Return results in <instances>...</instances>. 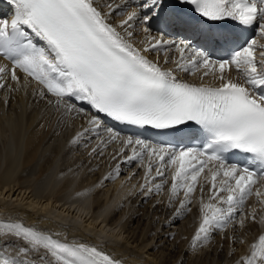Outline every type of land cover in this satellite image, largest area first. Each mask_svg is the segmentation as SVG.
<instances>
[{"label": "snow or ice", "instance_id": "6c2138e0", "mask_svg": "<svg viewBox=\"0 0 264 264\" xmlns=\"http://www.w3.org/2000/svg\"><path fill=\"white\" fill-rule=\"evenodd\" d=\"M8 3L11 18L0 17V57L11 67L0 65V88L6 86L9 75L20 83L17 73H22L26 85L38 86L41 99L55 98L49 103L62 118L87 117V126L73 143L99 135L103 127L108 140L101 144L119 140L118 155L132 150L127 162H142L146 153L149 162L142 191L153 170L160 178L171 170V199L183 191L180 208L185 209L199 187L202 221L193 247L240 214L249 196L254 194L264 203V191L257 187L264 185V94L260 92L264 89V45L258 48L255 39L242 42L240 35L255 27L264 37V0H138L134 6L113 5L111 0ZM126 7L132 10L114 26L110 18ZM137 27L146 37L139 47L132 42ZM170 35L183 38L168 39ZM169 49L180 55L175 71L194 74L203 69V77L214 75L219 86L180 80L173 69L149 58L150 53ZM217 50L228 53V58L213 59ZM233 67L243 83L226 79V70ZM101 114L119 125L165 132L192 124L206 143L198 148L151 146L139 137H121L104 126ZM97 150L93 148L92 154ZM233 152L243 158L229 164L225 154ZM162 188L156 185L155 191ZM206 188L210 192L207 203L203 201ZM239 223L243 226L244 219ZM0 228L26 242L19 249L24 256L42 248L44 255L39 259L50 255L56 264H120L95 246L61 242L19 223L0 224ZM0 264L34 261L5 258ZM242 264H264V235L251 245V255Z\"/></svg>", "mask_w": 264, "mask_h": 264}, {"label": "bare ground", "instance_id": "6f19581e", "mask_svg": "<svg viewBox=\"0 0 264 264\" xmlns=\"http://www.w3.org/2000/svg\"><path fill=\"white\" fill-rule=\"evenodd\" d=\"M111 2L112 4L115 3L113 5L129 3L134 6L135 3H138V0H111ZM174 2L175 0H173V3ZM127 8L128 7L123 8L122 11H117L115 15L110 18V22L113 23L114 26L120 23V20L124 15V18L126 17L127 13H125V11ZM103 11L107 12L108 9L104 8ZM4 15L5 13L2 12L0 17H4ZM8 18L10 19L11 17L8 16ZM135 31L136 35L133 40L134 44L136 43V46L139 47L141 46L140 42L146 37L139 27H137ZM256 33L255 40L257 41V47L259 48L260 45H264V37L260 36L258 28H256ZM162 52L164 53L165 51ZM171 52L170 49L168 54L172 55ZM176 54L179 55L178 53ZM163 55L164 54H161L160 51H157L150 53L149 58L163 63L165 60ZM258 56L257 53V57ZM0 65H7L9 68L11 67L9 61H5L1 58ZM164 66L171 68L174 67L175 64L170 66L168 63ZM203 71V69H200L199 71H195L194 74L175 71V74L177 73L186 79L189 77L195 78L197 76V80L199 81L220 83V81L212 74L206 78L203 77ZM17 74L21 76L20 83L13 82L9 75L5 77L6 86L0 88V221H4L0 222V224L19 223L26 228H31L43 234H51L61 242L84 243L89 246H95L99 250L119 260L121 264H181V261L183 264H211V262L215 264L242 263L240 258L246 257L251 245L254 244V241L258 240L259 236L264 232L263 229L260 230L259 223L257 222L264 214V204L258 202L257 197L254 194L252 195L253 198H251V206L253 208L248 209L245 200L243 208L240 210V214H237L226 225L227 228L220 229L223 231L222 241L219 238V235L214 233L213 230V233L210 234L207 241L201 240L197 242L195 247H193L194 237L191 239L193 233H191V231L195 229L189 231V228L190 225H192L191 223L193 219H197V221L200 220L199 205L192 206L193 208L191 207V211L189 210V207L181 209L180 203L185 199L183 191H181L173 200L175 202H172V181H166L164 177L160 178L153 175L152 173L154 171L151 173L153 176L151 175L147 178H151L150 181L153 182L150 188L153 189L154 196H156L158 192L160 193V191H155L156 185L162 184L164 197H162L161 194L159 198L156 199L154 196L151 197L149 192H145V188L143 191L140 189L141 191L138 190L139 192L137 194L130 196L131 203L127 213L125 212L124 207L123 210L111 213L115 207L113 205L114 202L113 204L107 202L105 204H103L104 202L100 204V201L98 200H96L95 205L92 206V211L89 209H86V211L79 210V208L71 207L70 201L68 200V203L66 198L68 197L67 195H69V192H71L70 186L75 184L77 174H79L76 169V172H73L69 177L64 179V185L61 186L63 187V191L61 190L63 193L60 192L58 195L54 194V190H56L61 184L60 181L63 179L62 174L59 175L62 177L61 179L55 174L52 177V181H43L45 184L42 183V186H40V188L43 187V190L39 191L38 186L40 183H37L36 185V180L35 182H31L33 179H30V175L32 172L38 170L35 169L37 166L39 167L38 172L42 173L43 171L51 170L52 164L56 165V163L53 162V159L55 158L56 160L58 152L60 153L64 146V141H58L61 131L65 126L70 124H73L71 129L75 125L76 130L81 131L83 127L87 126V117L62 118L61 112L57 111L54 104L49 103L50 99L54 100L55 98L46 96L44 99H41L36 91L38 86H36L34 82L30 85H26L23 74L19 72ZM227 78H231L238 83L244 82L243 77L240 73L236 72L234 67L232 71L231 69H229L228 72L226 70V79ZM29 107H32L30 111L28 110ZM102 120L104 126L109 127V124H105L103 118ZM67 121L71 123L67 124ZM71 129L70 131L72 132L73 129ZM103 129V127L100 129L99 135L92 134L91 137L95 138V142L92 140V144L88 145V149H83L81 146L82 142L80 141L77 143L70 141V143L68 142V145L66 143L67 147L64 150V154H61L68 157L74 150H76L77 154H72L70 157L73 158L76 156L75 159H72L71 167L78 163L77 168L79 171L83 169L85 178H93L91 184L102 178L104 176L103 173L107 171L106 167L102 169L101 166L103 165H101V160H104L105 163V158L108 156V152L101 155L99 153L100 150L98 149L95 154L91 155L92 150L91 152L89 151L94 144L97 145V147L95 146L96 148H100L99 146L102 145L101 140L106 141V139H108V133ZM113 129L118 131L121 137H126V135L122 134L119 130H116L114 127ZM66 131L67 130H65V132ZM60 139L63 140L66 139V137L62 136ZM46 141L56 143V146H54L56 148H53L54 150L56 149L57 153L55 154V157L53 154V156H51L52 158L48 160L46 164H44L45 162L41 164L40 158L43 156V152L51 148L49 143H45ZM118 143H120L119 140ZM4 152H6V154L3 155ZM125 154H128L127 150ZM109 156L107 157V163L110 164V172L108 171L109 174L106 176V181L115 178L113 175L117 174V169L118 174L120 173L119 175H121L123 170H125L126 164L133 166L132 162L129 163L127 160L119 162L118 158H115V161H113L110 160ZM118 156L119 155L116 157ZM64 160L66 159L64 158ZM62 164H64V162ZM140 164H142V162ZM41 166L43 167L41 168ZM66 167H59L58 169L65 172ZM20 168H24L23 171L27 172L24 173L22 171L23 173H20ZM131 168L133 170L134 167ZM139 168L140 166L138 167V170ZM54 172H56V170ZM141 173H143L142 167ZM42 177L41 180L43 179ZM116 177L118 178V176ZM145 179L146 175H143L142 180ZM141 181H139L138 184ZM201 182H203V180ZM91 184L89 185L91 187L92 185H95ZM117 184L118 182H116V185ZM260 186L261 185L259 184L257 185L259 188ZM73 188L74 187H72V189ZM261 189L264 191V185H262ZM86 190L87 189L79 188V191L75 192L74 195L71 193L73 195L70 197L71 202L79 203L82 201L85 203L90 197L89 195L88 197L86 196ZM98 194L96 196H98ZM123 194L124 189H120L116 198L118 199ZM209 195L210 192L206 188L203 197L207 199ZM198 197H201L199 187L192 196L191 203L192 201L195 203V199ZM249 203H251V201ZM80 207L85 209L87 206ZM178 210L179 215H177ZM125 213L127 216L123 223H121L120 221H122L121 219ZM253 214L255 216L254 220ZM243 218L244 224L247 223V226H241L240 223V226L238 225V222ZM229 224H231V227H229ZM248 228L251 231L250 235L246 236L248 234L245 233L244 229ZM0 231H2L0 237L4 241L3 243L1 241L0 247L4 243L12 240L15 244L17 242H19L17 244L21 243L20 238H17L13 234L11 235L6 228ZM7 232L9 234H6ZM8 236L11 237L10 240H8ZM230 236L231 238L236 236V240L239 243L237 244L236 241H231ZM229 239L231 241L230 245ZM2 253L5 254L3 255ZM2 253L0 252V262L5 258H17L21 260L18 256L14 257L6 251H2Z\"/></svg>", "mask_w": 264, "mask_h": 264}, {"label": "rangeland", "instance_id": "374dc122", "mask_svg": "<svg viewBox=\"0 0 264 264\" xmlns=\"http://www.w3.org/2000/svg\"><path fill=\"white\" fill-rule=\"evenodd\" d=\"M113 4H115V3H113ZM130 8V9H129ZM132 10V8L131 7H128L127 9H126V11H125V13H127L128 11H131ZM125 16V15H124ZM124 16H123V18H124ZM121 17V16H120ZM257 59H259V56L257 57ZM165 65V64H164ZM32 107H33V105H32ZM32 107H29V111L31 110V108ZM39 117V116H38ZM72 121V120H71ZM68 122V121H67ZM66 123V122H65ZM71 122H68L67 124H70ZM72 125L73 124H70V125H67V126H65V128L61 131V133H60V136H59V140L58 141H64L63 143H64V146H63V149L61 150V152L59 153L58 152V156H57V158H56V160H55V158L53 159V162L54 163H56V165H58V166H56L55 164H52V171L51 170H48V171H43L42 173H39L38 172V170H39V167L37 166L35 169H38V170H36V172H32V174L30 175V179H33L31 182H35V180H36V185H37V183L39 184L40 183V185L38 186L39 188H40V186H42V183H44V182H46V180H50V181H52V177L56 174L57 176H59V175H61L62 174V177H63V179L60 181V185H59V187L56 189V190H54V194H56V195H58V194H60V192H62L63 191V187H61V186H63L64 185V179L66 178V177H69L73 172H76L77 171V173L79 172V174H77V177H76V181H75V184H73L72 186H70L71 188V192H69V195L72 193L73 195L75 194V192H77V191H79V188L80 189H87L86 190V196L88 197V195L90 196L88 199H87V204H86V202L85 203H83L82 201H80L79 203L78 202H71V200H70V197L71 196H73L72 194L69 196V195H67L68 197L66 198V200H67V202H68V200L70 201V206L71 207H75V208H79V210L81 209V210H85L86 211V209H89V210H91L92 211V206L93 205H95V202H96V200H98V201H100V204L101 203H103V204H105L106 202L107 203H109V204H113V202H114V209H113V212H111V213H114L115 211H120V210H123V207L125 208L124 210H125V212L127 213L128 211L127 210H129L128 208H129V205H130V203H131V199H130V196H134L135 194H137L139 191L138 190H140V189H142L143 188V186L146 184V179L145 180H142V177H143V175H146V172H147V170H145L143 173H141V167H142V171H143V169L144 168H146L147 167V165H146V159L148 158H143V161H142V164H140L141 163V161H133V166H130V164H126V166H125V170H123V172L121 173V175H119V174H116V175H113V177L115 176V178H113V180H110V181H106V176H108V174H109V172H110V164H108L107 163V157L109 156L110 157V160H113V161H115V159L113 158V156H115V158H118L119 159V162H123L124 160H126V158L128 157V156H131L132 155V153H131V149H127V155L124 153V155H119L118 157H116L117 155H118V152H119V148H120V143H118V140L115 142V143H107V144H102L101 146H99L100 148H97V149H99L100 150V152L99 153H107L108 152V156H106V161H105V163H104V160H101V165H103V166H101L102 167V169H104L105 167H106V170L107 171H103L102 173L104 174V176L102 177V178H100V179H98L97 181H94L95 183H92V184H95V185H92L91 184V182H92V177L90 178V177H88V178H85V173H84V171H83V169H81L80 171H79V169L77 168V166H78V163L76 164V165H73L72 167H71V163H72V159H75L76 158V156H74L73 158H70L71 156H72V154H77V151L76 150H74L68 157H66L65 155H61V154H64V150H65V148L67 147L66 146V143H67V145L70 143V141H74V138H76V134L78 133V132H80V131H77L76 130V128H75V125H74V127L72 128L73 129V131L71 132L70 131V129H71V127H72ZM67 127V128H66ZM69 127H70V129H69ZM71 129V130H72ZM65 130H67L66 132H65ZM104 130V129H103ZM52 132V131H51ZM76 133V134H75ZM61 134H62V136L63 137H66V139H60V137H62L61 136ZM71 137H70V136ZM74 136V137H73ZM92 136V134H90L89 136H85L83 139H81L80 140V142H82V144H81V146H82V148L83 149H88V145H91L92 144V140H93V142H95V138H93V137H91ZM88 138V139H87ZM68 139V140H67ZM87 139V140H86ZM83 140V141H82ZM108 139H106V141H107ZM88 141V142H87ZM69 142V143H68ZM0 143H1V141H0ZM45 143H49V146L51 147V148H49L48 150H46L45 152H43V156L40 158V161H41V164H43V162H45L44 164H46V162L48 161V160H50L52 157L51 156H53V154H54V157H55V154L57 153V151H56V149L54 150V148H56V147H54V146H56V143L54 142H45ZM51 143V144H50ZM44 144V143H43ZM84 146H85V148H84ZM97 147V145H93V147L89 150L90 152H91V150L93 149V148H96ZM54 147V148H53ZM104 147V148H103ZM53 149V150H52ZM130 151V152H129ZM115 152V153H114ZM4 154H6V152H4L3 153V155ZM113 154V155H112ZM91 155H92V153H91ZM45 156V157H44ZM61 156V157H60ZM66 159V160H64V158ZM44 158V159H43ZM68 158V159H67ZM45 159H47V160H45ZM71 159V160H70ZM45 160V161H44ZM61 160V161H60ZM68 160V161H67ZM147 160H149V158L147 159ZM64 162V164H62V163ZM66 162V163H65ZM104 163V164H103ZM61 164V165H60ZM60 165V166H59ZM134 165H136V166H134ZM44 166V165H43ZM43 166H41V168L43 167ZM67 166V167H66ZM140 166V168H139V170H138V167ZM59 167H66L65 168V172L64 171H60L58 168ZM68 167H70V168H68ZM131 167H134L133 168V170H132V168ZM54 168H55V170H56V172H54L55 170H54ZM67 168H68V170H67ZM108 168V169H107ZM22 169V170H21ZM58 169V170H57ZM75 169H76V171H75ZM101 169V170H102ZM24 170V168H20L19 169V172L20 173H25V172H27V171H23ZM74 170V171H73ZM23 171V172H22ZM61 173H60V172ZM109 171V172H108ZM51 172V173H50ZM63 172V173H62ZM153 175H155L156 174V172L154 171L153 173H152ZM151 174V175H152ZM34 175V176H33ZM47 175V176H46ZM52 175V176H51ZM123 175V176H122ZM152 175V176H153ZM43 178L42 180H41V177ZM48 176H50V177H48ZM116 176H118V178L116 177ZM34 177V178H33ZM36 177H37V179H36ZM62 177H58V178H62ZM164 178L166 179V181H169V179L171 178V170H168V171H166V174H165V176H164ZM104 179V180H103ZM150 179L151 178H149V179H147L148 180V184H147V188H145L146 190H145V192H147L148 193V189L152 186V184H153V182L152 181H150ZM103 180V181H102ZM142 180V181H141ZM44 181V182H43ZM99 181V182H98ZM139 181H141L139 184H138V182ZM116 182H118V184L116 185ZM89 183V184H88ZM45 184V183H44ZM92 185V187L91 186H89V185ZM85 185V186H84ZM83 186V187H82ZM72 187H74L73 189H72ZM82 187V188H81ZM88 187V188H87ZM170 187V186H169ZM38 188V190L39 191H41V190H43V187H41L40 189ZM107 188H108V191H107ZM77 189V190H76ZM120 189H124V194L121 196V197H119L118 199L116 198L117 197V195H118V193H119V191H120ZM133 189V190H132ZM151 189V188H150ZM62 190V191H61ZM105 191V192H104ZM106 191H107V194H106ZM141 191V190H140ZM66 192H67V190H66ZM100 194H98V193ZM63 193V192H62ZM61 193V194H62ZM98 194V196H96ZM127 194V195H126ZM162 194V195H161ZM95 195V196H94ZM149 195L151 196V197H153L154 196V191L153 192H151V194L149 193ZM162 196V197H164V192H163V190H160V193L158 192L157 193V195L156 196H154V198H159V196ZM92 196H94V197H92ZM109 197H110V199H109ZM168 197H169V195H168ZM250 197V199H246V204H247V207H248V209H252L253 207L251 206V204H252V200H251V198H253L252 196H249ZM95 198H97V199H95ZM128 198H129V200H128ZM101 199V200H100ZM111 199H114V200H111ZM117 199V200H116ZM166 199H168V198H166ZM108 200V201H107ZM128 200V201H127ZM161 201V200H160ZM203 201L205 202V203H207V202H209L208 201V198L207 199H205L204 197H203ZM251 201V203H249ZM91 202H92V204H91ZM94 202V203H93ZM110 202H112V203H110ZM172 202H175V201H173V199H172ZM69 203V202H68ZM76 204V205H75ZM200 204H201V197H198V198H196L195 199V203L192 201V203L188 206L189 207V210L191 209V207L193 206H195V205H199V217H200V220L199 221H197V219H193L192 220V225H190V228H189V231H191L192 229H195V230H192L191 231V233H192V238L191 239H193V237H195V234H196V232H197V230H198V228H199V225H200V223H201V221H202V213L200 212ZM73 205V206H72ZM78 206V207H77ZM80 206H83V207H85V206H87V207H85V209H82ZM91 206V207H90ZM192 207V208H193ZM113 208V207H112ZM121 208V209H120ZM118 209V210H117ZM89 210H87V211H89ZM191 211V210H190ZM189 211V212H190ZM124 214V216L122 217V221H120L121 223H123V221L125 220V218H126V216H127V214ZM254 215V214H253ZM247 217H248V215H247ZM246 217V218H247ZM244 219V218H243ZM197 221V222H196ZM0 222H4V221H0ZM8 222H10V221H8ZM258 223H259V228H260V230L261 229H263L264 230V214H263V216L261 217V219H259L258 221H257ZM247 224V223H246ZM246 224H244V225H246ZM231 224H229V227H231L230 226ZM238 225H239V222H238ZM240 226V225H239ZM247 226V225H246ZM118 228V227H117ZM225 228H227L226 226L224 227V229ZM3 229H5V228H0V230H3ZM8 231V230H7ZM244 231H245V233L246 234H248V235H246V236H249L250 235V231L251 230H249V228L248 229H244ZM2 231H0V233H1ZM214 233H217V235H219V238L221 239V241H222V238H223V231L222 230H214L213 231ZM213 232H211V233H213ZM249 232V233H248ZM115 233V232H114ZM4 234V233H3ZM6 234H9L8 232L6 233ZM11 235H12V233H10ZM194 234V235H193ZM14 235V234H13ZM261 235H264V232L261 234ZM8 240H10L11 239V237H9L8 236ZM230 239H231V241H236V243L238 244L239 242L236 240V236H234L233 238H231V236H230ZM230 239H229V245H230V243H231V241H230ZM1 241H2V243L4 242L3 241V239L0 237V244H1ZM20 241H21V243L20 244H17V243H19V242H17L16 244L14 243V241L12 240V241H9V242H6V243H4L3 245H1V247H0V252L2 253V251H6V252H8V253H10L12 256H14V257H19L21 260H25V259H28V260H32V261H34V264H56V262H55V260H54V258L53 257H51L50 255L47 257V259H45V260H41V259H39V257L40 256H43L44 255V250L41 248V250L40 251H34V252H30L27 256H24V255H20V252H19V249L22 247V246H24L25 245V243L26 242H24L22 239H20ZM23 242V243H22ZM255 243H257L258 242V240H255L254 241ZM21 244H22V246H21ZM20 245V246H19ZM12 247V248H11ZM240 247V246H239ZM7 248H8V250H7ZM251 249V248H250ZM250 249H249V252L247 253L248 254V256H250ZM12 251V252H11ZM43 251V252H42ZM3 255L5 254V253H2ZM247 254H246V257H247ZM7 255V254H6ZM39 255V256H38ZM23 256V257H22ZM246 257H243V258H240V261L242 262L243 261V259L244 258H246ZM23 258V259H22ZM38 258V259H37ZM242 259V260H241ZM47 262V263H46ZM211 264H215V263H212L211 262ZM224 264H226V263H224ZM240 264H242V263H240Z\"/></svg>", "mask_w": 264, "mask_h": 264}]
</instances>
